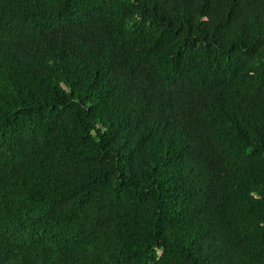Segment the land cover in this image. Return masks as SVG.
<instances>
[{"label":"trees","instance_id":"trees-1","mask_svg":"<svg viewBox=\"0 0 264 264\" xmlns=\"http://www.w3.org/2000/svg\"><path fill=\"white\" fill-rule=\"evenodd\" d=\"M0 264H264V0H0Z\"/></svg>","mask_w":264,"mask_h":264}]
</instances>
